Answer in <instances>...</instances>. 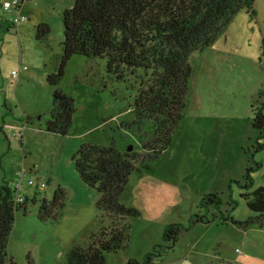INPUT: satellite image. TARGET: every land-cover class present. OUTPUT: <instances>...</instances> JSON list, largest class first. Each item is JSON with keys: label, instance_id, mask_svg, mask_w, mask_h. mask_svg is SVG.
Masks as SVG:
<instances>
[{"label": "rangeland", "instance_id": "1", "mask_svg": "<svg viewBox=\"0 0 264 264\" xmlns=\"http://www.w3.org/2000/svg\"><path fill=\"white\" fill-rule=\"evenodd\" d=\"M12 1L0 0V184L14 188L24 168L46 188L29 186L27 176L19 188L29 201L27 211L16 215L9 264H65L69 250L86 244L100 219L97 189L86 186L75 170L79 148L95 144L144 153L142 133L132 125L133 88L108 75L105 60L74 56L58 86L74 102L71 126L65 135L49 132L55 88L47 75L62 52V14L75 0H23L19 9L4 10L2 5ZM41 23L51 30L46 42L36 38ZM263 36L264 0H254L209 47L191 55L194 72L184 118L172 145L146 163L149 170L130 176L120 202L139 216L125 219L131 226L127 247L108 253L106 264L159 255L156 245L165 244L164 229L171 224L187 230L177 245L167 242L171 248L162 257L168 264H264V227L242 224L248 210L240 188L247 169H254L250 191L264 186V130L254 126L253 111L264 115ZM24 66L27 70L14 80L12 71ZM59 189L64 192L60 217L42 219L41 200L52 201ZM208 194L222 196L221 210L230 212L231 220L212 223L206 232L190 222L194 215L216 218L213 207L201 208Z\"/></svg>", "mask_w": 264, "mask_h": 264}, {"label": "trees", "instance_id": "2", "mask_svg": "<svg viewBox=\"0 0 264 264\" xmlns=\"http://www.w3.org/2000/svg\"><path fill=\"white\" fill-rule=\"evenodd\" d=\"M22 0H20L21 4ZM254 0H75L62 14L64 40L56 66L47 75L55 88L54 104L47 130L65 135L75 113L72 98L59 88L67 63L74 56L106 61V71L122 82H131L133 126L139 136L138 154L120 153L113 146L82 145L73 158L82 182L97 189L100 213L97 231L84 245H74L67 253L65 264H106L108 253L126 249L131 226L126 218L139 216V211L120 202L130 176L149 170L146 163L155 162L173 143V136L184 118L190 79L194 72L190 57L209 47L221 35L233 16L243 7L251 8ZM19 9V6L16 7ZM48 24L36 26L39 42L49 40ZM264 52V36L262 39ZM53 59V57H52ZM254 126L264 130V115L253 107ZM264 132V131H263ZM256 167L258 163L255 162ZM254 169H247L245 190L241 198L247 206V226H264V186L252 190ZM264 180V176H263ZM16 190L9 183L0 184V264H9L8 245L17 212L27 211L24 202L15 199ZM36 202V197H34ZM64 192L58 190L52 201L40 202L42 219H58L64 206ZM201 208L213 207L221 218H230L221 210L222 196L208 194ZM227 214H230L229 216ZM195 224L198 216H193ZM200 219H208L204 214ZM209 220V219H208ZM233 221V219H232ZM234 222V221H233ZM204 223V222H203ZM183 225L171 224L164 229V243L156 245L159 255L148 254L144 261L130 259L127 264H168L163 250L167 242L178 243ZM166 257V256H165Z\"/></svg>", "mask_w": 264, "mask_h": 264}, {"label": "built area", "instance_id": "3", "mask_svg": "<svg viewBox=\"0 0 264 264\" xmlns=\"http://www.w3.org/2000/svg\"><path fill=\"white\" fill-rule=\"evenodd\" d=\"M20 5V0H13L12 2H5L2 7L4 8V10H7V11H11L13 8L17 7ZM27 70V67L24 66L20 69H17V70H13L12 71V78L14 80H17L21 71H26ZM31 171H28L26 169L23 168L22 171H19L17 173V177L19 179V182H16L14 184V189L16 190V193H15V199L17 202L19 203H23L24 202V194H21L20 191H19V188L21 187L22 183H23V180L24 178L27 176L28 177V185L31 186V187H36L37 190H44L46 188V184L41 182V181H38L36 179H34V177H32L31 175Z\"/></svg>", "mask_w": 264, "mask_h": 264}, {"label": "crops", "instance_id": "4", "mask_svg": "<svg viewBox=\"0 0 264 264\" xmlns=\"http://www.w3.org/2000/svg\"><path fill=\"white\" fill-rule=\"evenodd\" d=\"M23 1V0H22ZM21 6V5H20ZM22 72V71H21ZM14 185V184H13ZM215 211V210H214ZM214 215H216V218L215 219H213V220H208V219H210L209 218V215H208V219L207 220H205V219H203V220H201L200 219V217H203V215H201L200 217H198V218H196L197 220H195V224H196V227L197 226H203L205 229H206V232H209V230L208 229H210V227H211V225H212V223H221L222 222V220H224L223 222H229L230 220H231V217L230 218H226V219H223V218H221V215L220 216H217V212H215V213H213ZM226 214V213H225ZM228 216L230 215V214H227ZM231 216V215H230ZM193 219V218H192ZM217 220V221H216ZM235 221H236V219H234ZM197 222V223H196ZM204 222V223H203ZM232 223H234V222H232ZM235 224V223H234ZM238 225H242V224H238ZM242 226H244V225H242ZM248 227H250V228H253V227H251V226H248ZM264 227V226H263ZM263 227H261V228H263ZM175 245H177V244H175ZM236 252L238 253V254H240L242 251L241 250H238V248L236 249ZM194 262V261H193ZM195 263V262H194ZM195 264H198V263H195ZM206 264H215L214 262H212V263H207L206 262ZM217 264H231V262H228V261H224V260H220Z\"/></svg>", "mask_w": 264, "mask_h": 264}, {"label": "water", "instance_id": "5", "mask_svg": "<svg viewBox=\"0 0 264 264\" xmlns=\"http://www.w3.org/2000/svg\"><path fill=\"white\" fill-rule=\"evenodd\" d=\"M131 150H132V147H129V148L127 149L128 152H130Z\"/></svg>", "mask_w": 264, "mask_h": 264}, {"label": "flooded vegetation", "instance_id": "6", "mask_svg": "<svg viewBox=\"0 0 264 264\" xmlns=\"http://www.w3.org/2000/svg\"><path fill=\"white\" fill-rule=\"evenodd\" d=\"M202 220V219H201Z\"/></svg>", "mask_w": 264, "mask_h": 264}]
</instances>
